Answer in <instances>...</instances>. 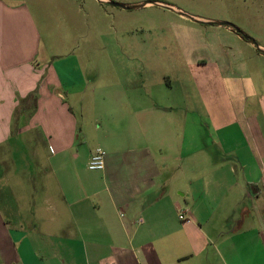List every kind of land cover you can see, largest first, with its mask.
<instances>
[{
	"label": "crops",
	"instance_id": "1",
	"mask_svg": "<svg viewBox=\"0 0 264 264\" xmlns=\"http://www.w3.org/2000/svg\"><path fill=\"white\" fill-rule=\"evenodd\" d=\"M233 39L230 62L135 52L96 93L1 0L0 264H264V55Z\"/></svg>",
	"mask_w": 264,
	"mask_h": 264
},
{
	"label": "rangeland",
	"instance_id": "2",
	"mask_svg": "<svg viewBox=\"0 0 264 264\" xmlns=\"http://www.w3.org/2000/svg\"><path fill=\"white\" fill-rule=\"evenodd\" d=\"M2 1L26 6L49 62L72 52L78 55L86 81L96 93L104 84L117 81L118 74H113V69H139L141 59L135 57V52L181 53L185 65L214 61L218 53L226 51L218 61L234 60L233 38L238 35L233 29L195 23L164 7L143 5L147 1H159L199 20L227 22L257 46H264V0H110L129 9L96 0ZM249 66L256 70L263 67L256 62ZM190 172L198 176L195 170ZM225 207L226 203H222L220 210ZM228 229L230 224H224L223 232Z\"/></svg>",
	"mask_w": 264,
	"mask_h": 264
},
{
	"label": "water",
	"instance_id": "3",
	"mask_svg": "<svg viewBox=\"0 0 264 264\" xmlns=\"http://www.w3.org/2000/svg\"><path fill=\"white\" fill-rule=\"evenodd\" d=\"M96 1L98 3H100V4H107V5H110V6H113V7H119V8H122V9H129L130 8V6L121 5V4H118V3L110 1V0H96ZM143 5H155V6L164 7L166 9L171 10V11H174L175 13H177L178 15H180L183 18H188L189 20H191L192 22H195V23H200V24L209 25V26H212V25L227 26L230 29H233L235 33H237L238 35L242 36V38L245 39L247 42H249L255 48V50L258 53L264 55V49L263 48H261L260 46H257L255 44L254 40L243 36L242 33L238 29H235L231 24H229L227 22L199 20V19H196V18H193V17H189L186 14H184L183 12L179 11L178 9H176L175 7L169 6V5L161 3L159 1H147Z\"/></svg>",
	"mask_w": 264,
	"mask_h": 264
},
{
	"label": "built area",
	"instance_id": "4",
	"mask_svg": "<svg viewBox=\"0 0 264 264\" xmlns=\"http://www.w3.org/2000/svg\"><path fill=\"white\" fill-rule=\"evenodd\" d=\"M105 150L101 147H97L91 153L87 168L91 171H100L104 169V157H105ZM179 219H183L182 214H180Z\"/></svg>",
	"mask_w": 264,
	"mask_h": 264
},
{
	"label": "trees",
	"instance_id": "5",
	"mask_svg": "<svg viewBox=\"0 0 264 264\" xmlns=\"http://www.w3.org/2000/svg\"><path fill=\"white\" fill-rule=\"evenodd\" d=\"M237 34V33H236ZM238 35V34H237Z\"/></svg>",
	"mask_w": 264,
	"mask_h": 264
}]
</instances>
